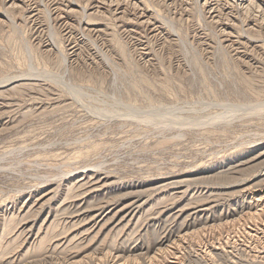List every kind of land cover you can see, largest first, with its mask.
Returning <instances> with one entry per match:
<instances>
[{"label":"rangeland","instance_id":"1","mask_svg":"<svg viewBox=\"0 0 264 264\" xmlns=\"http://www.w3.org/2000/svg\"><path fill=\"white\" fill-rule=\"evenodd\" d=\"M203 1L0 0V264H264V23Z\"/></svg>","mask_w":264,"mask_h":264},{"label":"bare ground","instance_id":"2","mask_svg":"<svg viewBox=\"0 0 264 264\" xmlns=\"http://www.w3.org/2000/svg\"><path fill=\"white\" fill-rule=\"evenodd\" d=\"M6 0H4L5 2ZM13 1V0H12ZM259 1V2H258ZM258 1H254V0H244V1H241L242 2V5L245 4V6H247V8H250L252 7L254 4H256V7H257V12H258V16L261 18V22L264 23V4L263 1L264 0H258ZM14 4V2H12ZM15 5V4H14ZM203 6H209V12L210 13H214L215 10H214V7L213 5L211 4V1L210 0H204L203 3H202ZM4 84V83H3ZM260 194H263L264 195V189H259L257 190V192H254V195H252V197H255L256 196H260ZM262 195V196H263ZM262 196H260L259 198H261ZM258 201H260V199H257ZM250 202V201H249ZM263 203V202H262ZM257 204V203H256ZM259 204V203H258ZM263 205V204H262ZM263 209V208H262ZM263 211V210H262ZM174 262V261H173Z\"/></svg>","mask_w":264,"mask_h":264}]
</instances>
